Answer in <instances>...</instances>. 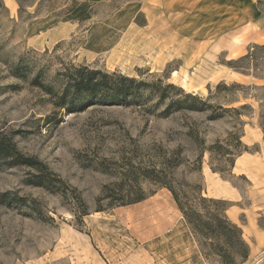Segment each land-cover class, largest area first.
<instances>
[{
    "label": "rangeland",
    "instance_id": "rangeland-1",
    "mask_svg": "<svg viewBox=\"0 0 264 264\" xmlns=\"http://www.w3.org/2000/svg\"><path fill=\"white\" fill-rule=\"evenodd\" d=\"M74 1L90 18L66 19ZM79 66L155 86L129 106L72 112L48 88L60 94ZM184 93L212 107L165 113ZM0 132L63 181L49 189L32 167H0V193L26 197L0 205V264H174L156 240L176 201L146 174L223 200L254 249L238 264H264V235L243 229L264 234V0H0ZM218 182L236 196H215ZM129 193L146 198L118 205ZM180 218L177 206L176 264H198L182 259Z\"/></svg>",
    "mask_w": 264,
    "mask_h": 264
},
{
    "label": "trees",
    "instance_id": "trees-1",
    "mask_svg": "<svg viewBox=\"0 0 264 264\" xmlns=\"http://www.w3.org/2000/svg\"><path fill=\"white\" fill-rule=\"evenodd\" d=\"M90 7L88 2L74 1L69 8L71 12L66 19L85 20L90 18ZM67 78L68 85L60 94L51 88L48 89L57 95L61 105H66L72 112L81 111L94 101H106L108 99L113 103L129 106L137 101L141 89L155 86V84H149L124 74L109 73L88 66L74 67L68 73ZM169 86L175 87L172 84ZM178 89L183 91L181 88ZM158 91L160 92V99L168 97L165 89ZM173 107L176 109L206 110L212 106L197 95L184 93L183 98H173L164 112H170ZM211 116L215 117L216 114ZM219 145H212L210 150H215ZM3 165H24L36 169L39 172L34 174L36 180L33 183L49 189L55 188L53 186L55 182H63L60 178L52 176L44 162L34 156L22 153L12 135L0 132V167ZM146 177L161 183L171 191L206 260H209L210 257H217L220 264H238V262L245 261L249 257L250 246L244 238L243 230L228 218L223 200L204 196L201 184L178 181L165 182L158 176L153 177L147 174ZM117 186L116 189L119 192L123 191L122 183H117ZM145 198L144 194L131 196L129 193L121 196L117 203L118 205H126L142 201ZM12 200L26 204V197L24 196L12 197L10 192L0 193V205L11 203Z\"/></svg>",
    "mask_w": 264,
    "mask_h": 264
},
{
    "label": "crops",
    "instance_id": "crops-1",
    "mask_svg": "<svg viewBox=\"0 0 264 264\" xmlns=\"http://www.w3.org/2000/svg\"><path fill=\"white\" fill-rule=\"evenodd\" d=\"M237 169V166L236 168ZM239 171L244 172L243 169H240ZM210 181H214L213 177H210ZM219 184V189H218V194H214L217 197H223V198H233L234 196H236L237 191L231 187L228 186L227 184H225L224 182H218ZM215 185V182H214ZM249 211V210H248ZM164 212V211H163ZM172 217L169 216V219H166V214L165 212L161 215H159L160 220L163 222L161 226L160 232L158 233L159 235H164V237H158L157 243L160 246L161 244L166 243L168 245V249L173 251V263L176 264V260H177V255H176V251H177V206H176V202L172 205ZM180 223V229H184V237H182L179 240V245L180 247H182L184 249L183 252V256L182 259L186 260L189 256L195 255V254H199L200 256H198L197 258V263L201 264L202 260H201V253L200 250L198 249L197 246H193L192 244L195 242L194 236L192 234V232L190 231L183 215L182 218H180L179 220ZM243 229H244V233L248 231V236L251 239H256L259 236H263L264 234H262V232H259L258 229L253 226V224H244L243 225ZM163 232V233H162ZM162 233V234H161ZM187 246L190 247V249L187 251ZM254 249L252 248V250L250 251V253H253ZM158 255H156L155 257H157ZM159 264V263H158ZM189 264V263H187ZM191 264V263H190Z\"/></svg>",
    "mask_w": 264,
    "mask_h": 264
}]
</instances>
